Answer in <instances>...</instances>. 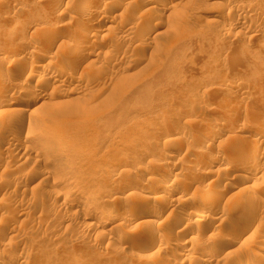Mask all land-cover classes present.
I'll list each match as a JSON object with an SVG mask.
<instances>
[{"label": "rangeland", "instance_id": "rangeland-1", "mask_svg": "<svg viewBox=\"0 0 264 264\" xmlns=\"http://www.w3.org/2000/svg\"><path fill=\"white\" fill-rule=\"evenodd\" d=\"M8 1L0 3V72L13 73L0 82V264H241L264 250V166L242 184L229 167L233 151L255 139V161H264V0H88L86 11V0ZM49 27L55 40L43 36ZM180 178L186 186L169 194ZM221 190L216 221L187 217L197 209L187 193ZM95 196L101 204L90 209ZM243 199L255 215L234 211ZM101 209L124 218L105 225ZM237 226L238 240L219 249ZM116 228L126 232L119 242Z\"/></svg>", "mask_w": 264, "mask_h": 264}, {"label": "bare ground", "instance_id": "bare-ground-1", "mask_svg": "<svg viewBox=\"0 0 264 264\" xmlns=\"http://www.w3.org/2000/svg\"><path fill=\"white\" fill-rule=\"evenodd\" d=\"M65 1V0H64ZM69 0H67L66 1V4H65V6H68V4H69V2H68ZM89 1L88 0H86L85 2H83V5L82 6H80L81 7V10H89V8H90V5H91V3H88ZM1 3V6L3 7V6H5V5H7L8 3H9V1L8 0H3V1H1L0 2ZM113 6V7H112ZM112 6H110L109 8L111 9V8H113L114 9V5H112ZM71 7V6H70ZM92 7V6H91ZM64 8H66V7H64ZM94 8V7H93ZM69 9V8H68ZM91 10V9H90ZM236 12V11H235ZM235 12H233V14H232V17H235L236 15H237V13H235ZM103 18V17H102ZM101 20V19H100ZM98 22V21H97ZM101 29V28H100ZM98 30H99V28H98ZM100 31V32H99ZM99 31H97L98 33H101V30H99ZM57 32H59L58 31V28L57 27H49V28H47L46 29V31L44 32V34H43V36L45 37V38H48V40L50 39L51 41L52 40H55L56 38H57ZM23 37V36H22ZM4 39H7V38H4ZM20 39H22V38H20ZM49 40V41H50ZM23 43H20V45H22ZM78 45H80V43H78ZM76 47H78V46H76ZM80 47V46H79ZM24 47L22 46V49H23ZM19 49H20V46H18V45H15V46H12L11 48H10V50H8V53L9 54H7L8 56H10V54H14L16 51H19ZM78 51V50H77ZM75 50L74 51H71L70 52V54L73 56V55H75ZM76 56V55H75ZM28 58V55H25V54H21V55H18V57H17V61H18V63H21V61L22 60H25V59H27ZM222 60V58L221 57H217L216 58V61H218V62H220ZM20 67V66H19ZM28 67V66H27ZM21 68L22 67H20V68H18V70L19 71H21ZM29 68H30V66H29ZM36 69V68H35ZM25 71L26 70H28L27 68L26 69H24ZM61 70V69H60ZM60 70L59 69H57L56 68V70L54 71V72H52L51 74H53L52 76H49L48 77V79L49 78H53V77H56V75L57 74H59V73H61L60 72ZM29 71H34V70H29ZM32 72H30L31 73V75L33 74ZM63 74V73H62ZM55 75V76H54ZM13 77V73H12V71H2V72H0V82H1V84L3 83V84H9V82L11 81V78ZM58 77V76H57ZM56 79V78H55ZM44 80V79H43ZM55 81V80H54ZM0 84V85H1ZM27 91H25V90H23V88H20L18 91H17V95H18V97L20 98V97H22V96H25V94H27L26 93ZM43 93L42 94H37V96H35V97H38V98H34V97H26V99H25V103H26V105H34V103H36V102H38L42 97H43ZM17 97V98H18ZM24 100V99H23ZM23 102V101H22ZM24 103V104H25ZM29 109V108H28ZM22 111H23V109H22ZM33 111H34V109H33ZM216 128V127H215ZM212 131V130H211ZM259 133H263V131L262 130H257ZM260 135V134H259ZM30 137V136H29ZM180 139V138H179ZM17 140H19V138H17L15 141H17ZM246 140V139H245ZM254 140V139H253ZM259 139H255L254 141H253V143H250V144H252V145H250V147L249 146H247L246 147V145H245V150L243 151L244 153H245V151H246V153H247V155L246 156H242V149H241V153H239V151L238 150H235V151H233V153H235L234 154V157H233V159H232V161H231V164H229V167L230 168H232V170H238L239 172L241 171L243 174H241V175H238V173L236 174V175H238V176H236V175H233V177L235 178V176H236V178L239 180V179H242L243 181L244 180H246L247 178H249V177H246L247 175L249 176L250 174H252V173H254L256 170H258V168L260 167H263L264 166V161H261V162H258V161H255V158L256 157H258V155H257V150H258V148H259V146H260V142L258 141ZM14 141V142H15ZM173 141V140H172ZM172 141H167V143L165 142V143H163L162 144V148H166L170 143H172ZM34 144L37 142V141H32ZM174 142V141H173ZM176 142V141H175ZM243 142V141H242ZM245 142V141H244ZM13 144V143H12ZM16 144H17V142H16ZM39 144H40V141H39ZM168 144V145H167ZM36 145V144H35ZM172 145H173V143H172ZM14 146V145H13ZM17 146V145H16ZM15 147V146H14ZM160 147V148H161ZM170 147V146H169ZM163 151V150H162ZM169 152V151H168ZM208 154V151L207 150H202L201 151V156H203V155H207ZM214 156V155H213ZM173 157V156H172ZM163 158V157H162ZM168 158H169V156H168ZM165 159H167V158H165ZM213 159V158H212ZM215 160H216V158H215ZM108 161H110V160H108ZM107 161V162H108ZM127 161V158L126 157H122V158H120L119 159V164L120 165H122V164H125V162ZM211 161V160H210ZM167 162V161H166ZM169 162V161H168ZM213 162V161H212ZM170 163V162H169ZM264 168V167H263ZM175 169V168H174ZM262 169V168H261ZM152 170V169H151ZM151 170H145L144 171V173L141 175L142 177H144L145 175H147L149 172H151ZM223 171H231V170H228V168H224V169H222ZM153 171V170H152ZM235 171V172H236ZM257 172V171H256ZM255 172V173H256ZM262 172H264V171H262ZM261 172V173H262ZM222 173H224V172H222ZM232 173H233V171H232ZM234 174V173H233ZM175 175V174H174ZM246 175V176H245ZM251 176V175H250ZM263 176V175H262ZM226 177V176H225ZM255 177H258V176H255ZM260 177V176H259ZM258 177V178H259ZM229 178V177H228ZM181 179V178H180ZM223 179V178H222ZM254 179V178H253ZM257 179V178H256ZM255 179V180H256ZM260 179V178H259ZM264 179V178H263ZM236 180V179H235ZM252 180V179H251ZM179 181V180H178ZM254 181V180H253ZM153 182H154V180H153ZM156 182H157V180H156ZM239 182H240V180H239ZM238 182V183H239ZM245 182H247V181H245ZM171 183H172V181H171ZM237 183V184H238ZM241 183V182H240ZM166 184H168V182L166 183ZM186 184V179H181L180 180V183H178V184H175V182H173V186L169 189V194H173V193H175V191H176V189L175 188H177L178 186H183V185H185ZM242 184V183H241ZM262 184H263V182H262ZM165 185V184H164ZM169 185H170V183H169ZM177 187H176V186ZM160 186V185H159ZM186 186V185H185ZM231 186V185H230ZM162 187H163V185H162ZM233 186H231V187H228L227 188V190L228 189H233L232 188ZM160 188V187H159ZM185 188V187H184ZM218 189V188H217ZM235 189V188H234ZM262 189V188H261ZM150 190V189H149ZM96 191V190H95ZM94 191V192H95ZM216 191V190H215ZM226 191V190H225ZM247 191H249V190H247ZM250 191H251V189H250ZM258 191H260V190H258ZM168 192V191H167ZM186 192V191H185ZM241 192V191H240ZM261 192V191H260ZM215 193V194H214ZM213 194H206V193H198V194H186V196L184 197V201H186V202H188V203H190L189 204V206L190 207H196L197 209H201V210H203V209H205V208H208L207 210H209V212H200L199 210H192V211H189V212H187L188 213V216L187 217H193V218H196V220H200V219H202L203 221L204 220H211V221H216L217 220V216H215V210L216 209H218L217 208V204L219 203V201H221V199L223 198V196L225 195V193H224V191L223 190H221V191H217V192H214ZM63 194V193H62ZM97 194V193H96ZM241 194H243V193H241ZM254 194V193H253ZM255 195V194H254ZM64 196V195H63ZM167 196V195H166ZM245 196V195H244ZM244 196H242V197H244ZM251 196H253V195H251ZM256 196V195H255ZM262 196H264V195H262ZM65 197V196H64ZM102 197V196H101ZM260 197V196H259ZM95 198L96 199H94L92 202H91V206L89 207L90 209L92 208V207H95L98 203H100V201H102L101 199H98L97 198V196H95ZM99 198H100V196H99ZM169 198V197H168ZM233 198V197H232ZM245 198V197H244ZM247 198H249V197H247ZM253 198V197H252ZM255 198V197H254ZM173 199H175V198H173ZM179 199V198H178ZM238 199V198H237ZM256 200H257V198H255ZM259 199V198H258ZM104 200V199H103ZM157 200H158V198H157ZM156 200V201H157ZM159 200H160V198H159ZM171 200V199H170ZM249 200V199H248ZM251 200V199H250ZM261 200V199H260ZM260 200H257V201H260ZM162 203L163 202H165V198H161V200H160ZM159 201V202H160ZM169 201V200H168ZM177 201V200H176ZM224 201V200H223ZM262 201V200H261ZM105 202V201H104ZM235 203H236V201H234ZM244 202H246V201H244V199H243V202H242V200H241V202L240 203H242L243 205H241V204H239L237 207H236V210H234V211H236L237 212V214L239 213V212H242V211H246L247 212V214L248 215H251V216H253V215H255L256 214V212H257V209H249V208H247V207H245L244 208V205H245V203ZM250 202V201H249ZM248 202V203H249ZM252 202V201H251ZM101 204V203H100ZM100 204H99V206H100ZM170 204V203H169ZM215 204H216V206H215ZM250 204H252V203H250ZM166 205V204H165ZM176 205V204H175ZM206 205H208V206H206ZM211 205V206H210ZM255 205V204H254ZM264 205V204H263ZM5 206V205H4ZM98 206V205H97ZM98 206V207H99ZM161 206L164 208V206L161 204ZM160 206V207H161ZM167 206H168V204H167ZM236 206V205H235ZM245 206H250V205H245ZM6 207V206H5ZM153 207V206H152ZM161 207V208H162ZM104 208V207H103ZM108 208H109V206H108ZM158 208V207H157ZM153 209V213H158L159 212V210H160V208L159 209ZM189 208V207H188ZM231 208V207H230ZM230 208H229V210H230ZM235 208V207H234ZM152 209V208H151ZM193 209V208H192ZM102 210V212H101V214H100V216L102 215V216H104L105 217V221H104V224H105V222L106 223H114V222H117L119 219H123L124 217H121L122 216V213L121 214H119V213H117V212H114L112 209L110 210V209H101ZM261 210V209H260ZM147 211H145L143 208L139 211L138 209H133V210H131V212H130V215H129V217H127V216H125V218L127 217V218H129L128 220H133V219H135V218H139V217H141V216H144V215H146L145 213H146ZM150 212V211H149ZM162 212H163V210H162ZM162 212H160V214L162 213ZM124 213V212H123ZM152 213V214H153ZM218 213V212H217ZM230 213H232V212H230ZM244 213V212H243ZM259 213V212H258ZM155 214H154V216H155ZM236 214V215H237ZM242 214V213H241ZM150 215V214H149ZM157 215V214H156ZM245 215V214H244ZM87 216V215H86ZM238 216V215H237ZM121 217V218H120ZM157 217V216H156ZM225 217V216H224ZM223 217V218H224ZM142 218V217H141ZM219 218V217H218ZM179 219V218H178ZM177 219V220H178ZM182 219H184V218H182ZM249 219V218H248ZM251 219V218H250ZM127 220V219H126ZM136 220V219H135ZM188 220V219H187ZM252 221H253V219H251ZM256 220H257V218H256ZM151 221V220H150ZM175 221V220H174ZM183 221V220H182ZM186 221V220H185ZM210 221V222H211ZM239 221H242V220H239ZM262 221V220H261ZM153 222V221H152ZM200 222V221H199ZM209 222V223H210ZM182 222L181 221H179L178 222V224H181ZM236 223V222H235ZM244 223V222H243ZM247 223H249L248 221H247ZM253 223V222H252ZM216 224V223H215ZM106 225V224H105ZM186 225V224H185ZM235 225V224H234ZM238 225V224H237ZM246 225V224H245ZM248 225V224H247ZM103 226V225H102ZM184 226V225H183ZM242 226H243V224H242ZM174 227V226H173ZM236 227V226H235ZM244 227V226H243ZM188 229V228H187ZM237 229H238V226H237ZM236 229V231L234 232V235L233 236H231L229 239H227V240H224V241H222V242H220L219 243V249H227V248H229L232 244H234L235 243V241H237L236 240V238H238V234H240V233H242V232H240V230H241V228L240 229H238L237 230ZM185 229H183V231H184ZM115 232H113V234H112V238H114V240H115V242H119V240L120 239H122V238H124L125 236H126V232L125 231H123V230H120L119 228H116L115 230H114ZM182 231V230H181ZM233 231V230H232ZM243 231V230H242ZM179 232H180V230H179ZM196 233V232H195ZM200 233V232H199ZM184 234V233H183ZM232 234V233H231ZM181 235V234H180ZM15 237V236H14ZM226 237V236H225ZM264 237V236H263ZM191 239V238H190ZM194 239V238H193ZM113 240V239H112ZM167 240V239H166ZM191 242H192V240H191ZM185 243V242H184ZM160 245V244H159ZM217 245V244H216ZM187 246V245H186ZM189 246V245H188ZM180 247L181 248H184V252H188V250L189 249H187V250H185V247H183V244H180ZM218 247V246H217ZM189 248V247H188ZM209 248V247H208ZM159 250H161V249H159ZM192 250V249H191ZM195 250V249H194ZM169 251V250H168ZM180 251H182V250H180ZM173 252V251H172ZM192 252V251H191ZM204 252V251H203ZM202 252V253H203ZM213 250H210V249H208V250H206L205 249V252H204V255H205V257L207 258V257H210L211 255H213ZM176 254V253H175ZM178 254V253H177ZM176 254V255H177ZM179 254H180V252H179ZM178 254V255H179ZM218 254V253H217ZM175 255V256H176ZM177 255V256H178ZM182 255V254H181ZM202 255V254H201ZM220 256V255H219ZM222 256V255H221ZM184 257V256H183ZM193 258V257H192ZM200 259V258H199ZM192 261H193V259H191ZM213 260V259H212ZM211 259H210V261H212ZM14 261V259L13 260H9L8 261V263H10V264H12V263H15V262H13ZM219 261V260H218ZM182 262V261H181ZM190 262V261H189ZM201 262V264H210V262H209V260L207 259H203V260H201L200 261ZM216 262H217V260H216ZM216 262H215V264H216ZM180 263V262H179ZM194 263V262H193ZM264 263V250H260V249H256V250H251V252H250V254H248V258L243 262L242 261V263L241 264H263ZM211 264H212V262H211Z\"/></svg>", "mask_w": 264, "mask_h": 264}]
</instances>
